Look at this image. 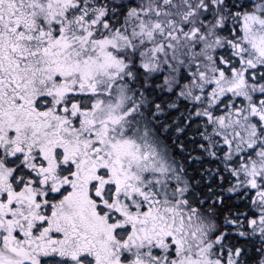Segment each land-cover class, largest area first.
Segmentation results:
<instances>
[{
	"label": "snow or ice",
	"instance_id": "obj_1",
	"mask_svg": "<svg viewBox=\"0 0 264 264\" xmlns=\"http://www.w3.org/2000/svg\"><path fill=\"white\" fill-rule=\"evenodd\" d=\"M0 264H264V0H0Z\"/></svg>",
	"mask_w": 264,
	"mask_h": 264
}]
</instances>
